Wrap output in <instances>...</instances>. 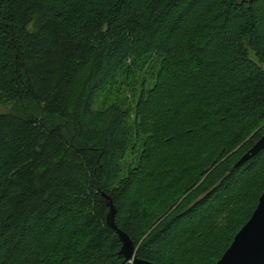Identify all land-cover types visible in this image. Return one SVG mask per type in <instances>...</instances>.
Segmentation results:
<instances>
[{"label":"trees","instance_id":"obj_1","mask_svg":"<svg viewBox=\"0 0 264 264\" xmlns=\"http://www.w3.org/2000/svg\"><path fill=\"white\" fill-rule=\"evenodd\" d=\"M263 133L264 0H0V264H133L101 193L137 260L215 264Z\"/></svg>","mask_w":264,"mask_h":264},{"label":"water","instance_id":"obj_2","mask_svg":"<svg viewBox=\"0 0 264 264\" xmlns=\"http://www.w3.org/2000/svg\"><path fill=\"white\" fill-rule=\"evenodd\" d=\"M264 149V133L261 137L240 157L235 167L241 166L255 157ZM108 207L106 225L115 231L120 244V255L124 261L133 264H154L135 257V247L129 237L115 224L116 209L111 198L101 193ZM215 264H264V192L258 198L257 205L247 222L234 236L231 244Z\"/></svg>","mask_w":264,"mask_h":264},{"label":"rangeland","instance_id":"obj_3","mask_svg":"<svg viewBox=\"0 0 264 264\" xmlns=\"http://www.w3.org/2000/svg\"><path fill=\"white\" fill-rule=\"evenodd\" d=\"M150 67L148 66V69H149ZM140 73L141 74H145V70L144 69H142V70H140ZM106 95V94H105ZM108 95V94H107ZM113 95V96H112ZM129 95H130V93H129V91L128 90H125V92L122 94V96L123 97H129ZM112 96V97H111ZM109 97H111L109 100H114V99H122L118 94H114V92H112V94L111 95H108V98ZM104 98H102V100H103ZM132 100L130 99V98H128V103L129 102H131ZM101 105H103V102L101 103H99V105L98 106H101ZM131 119H132V117H131Z\"/></svg>","mask_w":264,"mask_h":264}]
</instances>
